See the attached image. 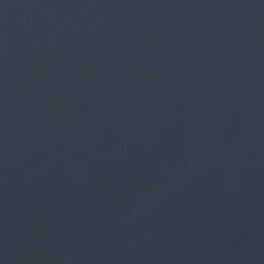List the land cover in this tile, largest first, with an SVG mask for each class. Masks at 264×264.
Listing matches in <instances>:
<instances>
[{
  "label": "water",
  "instance_id": "water-1",
  "mask_svg": "<svg viewBox=\"0 0 264 264\" xmlns=\"http://www.w3.org/2000/svg\"><path fill=\"white\" fill-rule=\"evenodd\" d=\"M0 264H264V0H0Z\"/></svg>",
  "mask_w": 264,
  "mask_h": 264
}]
</instances>
